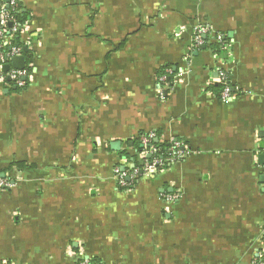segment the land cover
<instances>
[{
	"label": "crops",
	"instance_id": "1",
	"mask_svg": "<svg viewBox=\"0 0 264 264\" xmlns=\"http://www.w3.org/2000/svg\"><path fill=\"white\" fill-rule=\"evenodd\" d=\"M17 1L32 69L24 89L0 83V264H254L264 0ZM198 24L227 57L195 46ZM220 72L229 102L210 92ZM150 134L184 157L121 188Z\"/></svg>",
	"mask_w": 264,
	"mask_h": 264
},
{
	"label": "built area",
	"instance_id": "2",
	"mask_svg": "<svg viewBox=\"0 0 264 264\" xmlns=\"http://www.w3.org/2000/svg\"><path fill=\"white\" fill-rule=\"evenodd\" d=\"M19 5L17 0H0V83H11L17 88L24 89L29 83V75L30 71L25 68L22 70L11 69L9 72H4V67L9 65L13 58L19 57L22 55V50L20 47H13V39L15 35L22 36L25 32V25L20 26L15 18L11 15L9 8L12 6L13 9H16ZM11 24V26H10ZM211 33V28L208 25L198 24L194 28V37L193 41L197 48L202 47L206 44V37ZM217 42H223L224 38L222 36L216 37ZM5 47H9L10 50L6 51ZM219 82L223 84L224 89L221 93V99L223 102H229L233 98L237 97L232 95L231 93L237 92L241 93L232 83L230 75L226 73H219ZM159 84L165 83V77H161L158 79ZM232 85L234 86L232 88ZM161 87V86H160ZM162 94V92H160ZM239 96V95H238ZM163 99V97H162ZM155 138V134H150L149 136H144L142 138V143L145 147H150L152 140ZM172 153L169 157V162L174 163L181 160L183 156V152H180V145L178 143L173 144L171 148ZM157 150L153 148L151 145V151H147L148 154H145L144 165L142 169L135 170L132 174H128L127 172H121L118 168H116V178L118 184L121 188H124L128 185L129 177L134 179L138 177V175H151L158 172V170L164 165V162L159 159H154L152 162L148 160V157H152ZM147 155V156H146ZM149 157V158H150ZM11 187V183L6 179H0V191L6 190ZM261 247L257 254V259L254 264H264V230L262 232L261 237ZM81 264H97L93 263L87 258H83Z\"/></svg>",
	"mask_w": 264,
	"mask_h": 264
},
{
	"label": "trees",
	"instance_id": "3",
	"mask_svg": "<svg viewBox=\"0 0 264 264\" xmlns=\"http://www.w3.org/2000/svg\"><path fill=\"white\" fill-rule=\"evenodd\" d=\"M9 11L11 13V15L15 18L16 22L22 26V25H25L28 21V17L22 12L23 11V7L19 4L18 7L16 9H13L12 6H10L9 8ZM209 35L206 37V44L205 46L206 47H209L211 48V50H213V52L215 53V55H217L218 57H222V56H225L227 57L228 54H227V41L224 40L223 42H217L216 44H211L210 42V39H209ZM22 37L19 36V35H15L14 39H13V46H17V47H20L21 50H22V54H24V56L28 57L29 58V55H30V52L28 51H25L24 48H25V43L22 42ZM5 50L6 51H9L10 48L9 47H5ZM29 71H31V67L27 66L26 67ZM167 69V68H165ZM165 69H163L159 74H158V78L157 79H160L161 77H168ZM166 81V79H165ZM159 83V82H158ZM167 83V81L165 82ZM164 84V83H163ZM234 86L232 85V88ZM224 89V86L223 84H219L217 86H212L211 87V90L210 92L213 93L214 95H216L217 98L221 99V93ZM232 95H235V96H238L239 94L237 92H232L231 93ZM152 145H155V149L157 150V152L155 154H153L152 157L148 158L149 161H153L155 158L156 159H159V160H162L164 162V165L158 170V172H161L162 170L166 169L170 164L171 162H169V157H170V154L172 153L171 151V148L172 146L169 145V144H162L159 145V143H154V140H152ZM138 151L143 153L146 151H151V147H145L143 144L139 143L138 145ZM144 165V162L142 164V167ZM20 167H22L20 165ZM142 167H140L142 169ZM3 174H6V171L1 169L0 167V179H6L7 178L5 176H3Z\"/></svg>",
	"mask_w": 264,
	"mask_h": 264
},
{
	"label": "water",
	"instance_id": "4",
	"mask_svg": "<svg viewBox=\"0 0 264 264\" xmlns=\"http://www.w3.org/2000/svg\"><path fill=\"white\" fill-rule=\"evenodd\" d=\"M7 2H9V0H7ZM10 26H11V24H10ZM24 50L27 51V48L25 47ZM25 68H26L25 60H24V58L22 56H19V57H15V58L12 59L11 65H6L4 67V72L7 73L11 69L22 70V69H25ZM117 145H118L117 143L116 144H112L113 147H117ZM261 159H263V164H264V156Z\"/></svg>",
	"mask_w": 264,
	"mask_h": 264
}]
</instances>
